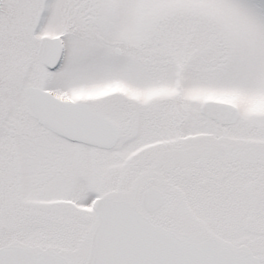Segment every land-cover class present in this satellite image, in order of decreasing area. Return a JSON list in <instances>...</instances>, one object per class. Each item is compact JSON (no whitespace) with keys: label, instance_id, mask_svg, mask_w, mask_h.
I'll list each match as a JSON object with an SVG mask.
<instances>
[{"label":"snow or ice","instance_id":"1","mask_svg":"<svg viewBox=\"0 0 264 264\" xmlns=\"http://www.w3.org/2000/svg\"><path fill=\"white\" fill-rule=\"evenodd\" d=\"M0 264H264V0H0Z\"/></svg>","mask_w":264,"mask_h":264}]
</instances>
